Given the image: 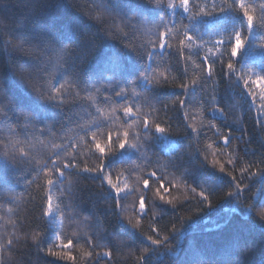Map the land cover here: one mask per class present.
<instances>
[{
	"label": "trees",
	"instance_id": "obj_1",
	"mask_svg": "<svg viewBox=\"0 0 264 264\" xmlns=\"http://www.w3.org/2000/svg\"><path fill=\"white\" fill-rule=\"evenodd\" d=\"M261 2L245 0L255 26L229 75L230 47L208 49L240 30L234 0H0V264H264V101L237 79L264 76ZM124 131L136 148H119ZM106 176L135 191L117 197Z\"/></svg>",
	"mask_w": 264,
	"mask_h": 264
},
{
	"label": "snow or ice",
	"instance_id": "obj_2",
	"mask_svg": "<svg viewBox=\"0 0 264 264\" xmlns=\"http://www.w3.org/2000/svg\"><path fill=\"white\" fill-rule=\"evenodd\" d=\"M235 4L238 6L240 12L242 13V17H243V22L241 23V28L238 31H235L234 34V38L229 37L228 40H224V39H220L217 40L215 42V45L213 46L215 48V52H213L212 48L208 49V53L209 56L210 55H216L217 53L219 54V57H223L226 53H228V48L230 47V53L229 54V62L226 64V68L227 71L229 73V75H232L236 72V65L234 63L231 62V58L237 57L238 54L241 52V50H243L246 46V44H248V39L246 38V34L247 36H251L253 34V29L255 26V21H256V16L254 13V8L252 5L250 4H246L245 0H234ZM189 3L190 0H180V4L178 5L179 7H181L185 12H187L189 10ZM168 7L170 8H175L177 7V5H173V4H169ZM260 8L261 10H264V0H262V2L260 3ZM228 9H225L224 7L221 6L220 12L223 13L225 11H227ZM233 11H235V9H231ZM201 11H203V9H201ZM207 14V13H205ZM260 22H261V26H264V15H262L260 17ZM172 30L169 29L167 32H160L159 33V38H160V49L163 50L167 47H169V45L165 42L167 37L172 36ZM186 40L187 43H185V39H180L179 43L180 45H182L185 48H191L193 46L194 40L192 36H188L186 35ZM49 40L52 43H56V39L54 37V35H52L51 33L48 36ZM199 47V46H198ZM260 48L264 49V43H261L259 45ZM57 52L61 55V57L63 56L64 53V48L63 46L58 47ZM209 56H205L204 57V63H205V70L208 74V77L210 78L213 74V70H214V61H211L209 59ZM142 81H144L145 83L148 82L147 77H141ZM238 80H243V85L244 88L247 90L245 92V95H248L250 97L251 100L255 101L257 99V97L259 98L260 101H264V76L261 75H257L255 76V78L252 77H243V76H238L237 77ZM181 87H186L184 85H182ZM57 91H59L57 89ZM117 95H120V93H117ZM53 101L56 100V97L53 96L52 97ZM181 106H183L185 104V101H180ZM124 114L126 116H131L133 114V109L130 107H126L124 109ZM143 124H144V131L147 132L148 131V126H149V121L147 118H145L143 120ZM155 131L157 133H163L165 130L160 127L159 124L156 125ZM192 131H196V129H192ZM129 136L130 133L129 131H124L123 132V139L119 140V148L121 150L127 148H136L137 145L135 144H129L128 140H129ZM137 138L138 134H137ZM230 137L229 136H223L222 140L224 144H228ZM107 145H102L100 143H96L95 148L96 151L103 157L106 155V147H110L112 144L115 143V141L113 140V137L111 134H108L107 136ZM59 155V153H57V156ZM228 163L232 164L234 163L232 160H229ZM53 165L55 168V171L60 173V176L63 177L64 173L63 171H60L59 167L55 164V161H53ZM72 166L71 165V161H69L68 163L64 164V168H68ZM220 172L223 173L225 172V167L223 165L220 166ZM85 171H88V169H85ZM101 173L104 172V165L102 164L99 170ZM248 169H243L242 172H247ZM261 175H264V170L261 171L260 173ZM51 175V174H50ZM151 176H155L156 173L153 172L150 174ZM228 175H231V173H228ZM252 175H256V173H252ZM233 180H235V177H232ZM105 180L107 182V185L114 191L115 195L117 197H120L121 193H125L126 190L127 192H133L135 191V189H129L128 188V184L127 182H124V187H121L119 184V180L117 182H113L111 176H106ZM47 183L49 185L53 184V180L51 178L48 179ZM161 189H163L164 192H167L168 189L166 187H164L163 184H161L159 187L156 188V194L159 197V199L161 201H165L166 203H171L170 200L166 201L165 200V196L163 194H161ZM236 192L235 193H229V197H236L238 198L241 194V192H243V188L237 184L236 186ZM150 190V185H149V179H144L143 180V194H141L139 196V209L141 213H145L146 212V193L147 191ZM193 192L196 191L195 188L192 189ZM199 196L201 198L202 201H206L208 199V195L205 194L204 191H201L199 193ZM247 212L251 213L252 212V207L250 206L249 208L245 209ZM52 213V203H51V197H48V204H47V212H45V215H50ZM254 214V213H253ZM262 220H264V216L261 217ZM137 224H139V221L137 222ZM153 231H156L155 229H153ZM148 239L151 241L152 244L154 245H158L160 244L159 239H152L151 236L148 237ZM9 245H11L12 241L8 242ZM73 246V241L71 239H69L67 241V243H62L61 247L67 249V248H71ZM52 255H59L58 253H51ZM86 259L87 258H91L94 253L92 251H88L86 253H84ZM111 253L110 252H103L98 256V259H102V258H106V257H110ZM65 258L69 259V260H75V257L70 255V254H65ZM141 259H143V257H141ZM225 264H231L230 261H226ZM236 264H238V261L236 262Z\"/></svg>",
	"mask_w": 264,
	"mask_h": 264
}]
</instances>
